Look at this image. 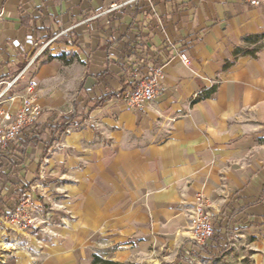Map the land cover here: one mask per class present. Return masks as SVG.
<instances>
[{"label":"crops","instance_id":"0c3cea01","mask_svg":"<svg viewBox=\"0 0 264 264\" xmlns=\"http://www.w3.org/2000/svg\"><path fill=\"white\" fill-rule=\"evenodd\" d=\"M120 1L0 0V99L21 90L0 120L21 106L28 77L41 109L5 151L20 158L33 199L60 197L73 217L41 243L29 236L31 253L10 252L7 264H91L108 247L120 263L169 264L159 256L206 259L232 240L264 264V42L255 58L233 59L245 37L264 33V0H139L101 14ZM158 64L159 94L144 111L126 110L132 74ZM63 116L78 127L41 158L34 141H49ZM199 194L218 234L200 251L188 229Z\"/></svg>","mask_w":264,"mask_h":264},{"label":"built area","instance_id":"2783aa9c","mask_svg":"<svg viewBox=\"0 0 264 264\" xmlns=\"http://www.w3.org/2000/svg\"><path fill=\"white\" fill-rule=\"evenodd\" d=\"M137 1L139 0H121L119 3L108 6L101 14L117 12ZM250 1L252 4L258 5L262 0ZM25 43L28 46H36V42L32 37L26 38ZM46 45L41 46L40 49H43ZM13 46L21 48L19 42H14ZM179 58L183 64H188V58L184 53H180ZM162 80L161 66H150L141 76L138 72H134L131 76L130 85L120 97L125 109L137 112L148 108L161 91ZM13 83L11 81L7 86L10 87ZM36 90L37 83L34 80H30L20 96L21 106L19 109L13 116L6 115L0 121V152L5 151L25 131L36 124L41 115V109L36 103ZM76 127H78L76 124L68 126L65 129V134H69ZM33 211L29 196L24 194L16 200L14 210L0 217V226L3 224L17 229L35 227L33 224L35 220L30 216ZM188 229L193 246L198 251L204 248L205 243L208 240H212L216 234L213 215L208 210V201L201 194L196 197V201L188 214ZM187 263L191 264L189 261Z\"/></svg>","mask_w":264,"mask_h":264},{"label":"rangeland","instance_id":"374dc122","mask_svg":"<svg viewBox=\"0 0 264 264\" xmlns=\"http://www.w3.org/2000/svg\"><path fill=\"white\" fill-rule=\"evenodd\" d=\"M12 79V78H11ZM10 80H7L6 83L9 84ZM30 78H26L24 82H28ZM7 84L5 87H7ZM17 85H19V82H17ZM11 88V87H10ZM12 89V88H11ZM20 88L17 87L13 91H11L10 94L6 95L0 99V114L4 113V109L10 110L13 107V100L15 97L18 96L20 93ZM3 111V112H2ZM1 116V115H0ZM6 116L3 115V117ZM1 121V120H0ZM40 188H36L38 190ZM42 192V190L40 191ZM31 188H28L27 191L24 192V194H27L30 198L31 206L33 208V212L30 213V216L35 220L34 226L30 228L25 229H17L15 227L7 226V225H1L0 226V233H1V240H0V264H7L8 259L11 258L10 252H15L19 248H28V252L31 253L30 246L28 243V239H30L29 236L39 234L41 235L36 242L41 243L48 237L54 236V228L65 226L68 221H71L73 219L72 215L66 210L64 205L62 204V200L60 197H56L53 199H50L48 203H43L41 200L33 199L31 197ZM23 194V195H24ZM43 199V197H41ZM16 205V201L14 204V207L12 210H14ZM61 211L64 214L57 218V221L53 220L54 216H56L57 212ZM4 231V232H3ZM24 235V239L27 240L25 243H23L21 246L16 245V241H18L17 235ZM10 235V239L6 238L5 236ZM215 241V240H212ZM231 249L225 248V252H221L220 254H217L215 256H209V258H195L194 256H185L183 257L184 261L187 263L188 261L191 262V264H251V261L249 259V254L247 251H244L241 247V245L238 244L236 240H232L231 242ZM206 247V243L204 245V248ZM103 256L106 260H111L113 262L115 261V257L112 254V249L108 247L104 254H98ZM192 257V258H191ZM159 260H166L169 264H175L176 262V254L174 251L168 252V254L162 259V257L159 256ZM171 262V263H170ZM120 263V262H118ZM156 263V262H155ZM154 263V264H155ZM120 264H137L132 259H129L123 263ZM139 264H145V263H139Z\"/></svg>","mask_w":264,"mask_h":264},{"label":"trees","instance_id":"16d2710c","mask_svg":"<svg viewBox=\"0 0 264 264\" xmlns=\"http://www.w3.org/2000/svg\"><path fill=\"white\" fill-rule=\"evenodd\" d=\"M264 42V33L258 35L247 36L243 39L241 46L235 48L233 52V59L238 57L249 56L255 58L257 53L262 49ZM231 65L230 62L224 64V69ZM156 66H160L159 64ZM216 91V86L213 85L209 89H205L200 92L193 100L192 103L204 100L210 97ZM72 124V118L63 116L61 123L55 126L49 137V141H46L45 136L39 135L37 140L34 141V145L41 144L43 150L41 151V158L46 151L50 148L51 142L55 139L57 134L64 132L67 126ZM12 152L3 151L0 152V217L11 211L14 207L15 201L18 200L25 191L28 190V186L23 184L19 180V172L22 166L20 158L12 159ZM218 234L216 233L212 240H216ZM207 250V249H206ZM200 254V253H199ZM210 255V253H207ZM211 256V255H210ZM182 256H177L175 264H185ZM91 264H120L111 260H106L101 255L94 254L92 256Z\"/></svg>","mask_w":264,"mask_h":264}]
</instances>
